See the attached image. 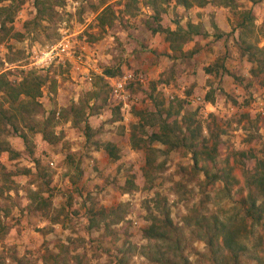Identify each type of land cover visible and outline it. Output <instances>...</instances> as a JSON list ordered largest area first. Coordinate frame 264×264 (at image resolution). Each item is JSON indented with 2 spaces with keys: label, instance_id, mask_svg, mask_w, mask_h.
I'll list each match as a JSON object with an SVG mask.
<instances>
[{
  "label": "rangeland",
  "instance_id": "rangeland-1",
  "mask_svg": "<svg viewBox=\"0 0 264 264\" xmlns=\"http://www.w3.org/2000/svg\"><path fill=\"white\" fill-rule=\"evenodd\" d=\"M152 1L14 0L4 28L0 10V76L41 81L36 111L23 118L14 109L21 99L12 106L0 89L13 122H3L0 142L14 151L0 155L11 180L0 181V264H234L221 235L206 240L215 217L234 224L239 264H264V215L244 219L240 205L250 192L264 201L250 169L264 159V73L250 59L264 47V0H157L158 13ZM245 12L248 34L238 26ZM147 30L160 46L142 42ZM62 39L81 60L41 65V52ZM140 60L146 68H135ZM154 64L161 70L151 76ZM123 72L134 75L126 107L110 95L109 79ZM167 113L176 128L194 130L210 159L198 154L195 163L188 147L151 140ZM206 170L222 178L207 183ZM148 213L168 222L172 249L146 236Z\"/></svg>",
  "mask_w": 264,
  "mask_h": 264
},
{
  "label": "trees",
  "instance_id": "trees-1",
  "mask_svg": "<svg viewBox=\"0 0 264 264\" xmlns=\"http://www.w3.org/2000/svg\"><path fill=\"white\" fill-rule=\"evenodd\" d=\"M177 1L185 7H189L191 5L192 0H177ZM194 1H198L197 3H199V5H202V4H205L207 0H194ZM254 1L258 2L260 0H254ZM152 2H153L154 9L156 10V13H158L159 12L158 10H160L158 6L160 4L159 5L156 4L157 0H153ZM14 7H15L14 0H10V4L0 8L1 13L5 14L6 16V20H3L1 23L3 28L5 27V21H12L14 11H15ZM111 15H113L112 12H111ZM252 24H253L252 14L250 12L243 13L242 20L238 23L239 28L242 29L243 32H246V34H248L251 31ZM191 27L194 28L195 26H191ZM181 30L182 28L179 27L177 31L171 30V29H167L166 31L169 34H174ZM194 32L197 33L196 30H194ZM253 48L254 46H252L251 44H245V50L248 51L249 49H253ZM257 51L261 53L262 56H257V53H256ZM257 51L255 49V52L254 51L251 52L250 59H252V61L256 60V62L258 63L260 67V71L264 73V47L258 48ZM107 72L112 74L110 70H107ZM40 83L41 81L39 80V77L35 76L34 74H28L24 76V78L17 84H13L9 82L8 80H6L5 78H3L2 76H0V89H6L8 92L10 91L9 97L11 98L10 101L12 103V106H14L13 103L15 104L18 99H21L19 100L18 104H16L14 109L18 111V113L21 115L22 118L27 114L34 115L33 113L36 110L33 108V106L34 105L38 106V102L35 101V98L39 96L38 93H39ZM21 95L25 97V100H23L24 98H20ZM5 112L7 111L0 109V113H2L0 115V130L3 127V122H5L6 119H9L10 123L13 124V122H11L10 116L6 115ZM168 115L169 113H167V118L169 117ZM170 120L171 118L163 119V121L160 123L161 130L152 132L151 134L152 141H160L164 144H167L168 148L178 147V146L188 147V149H190V151L193 153V156H194L193 160L195 161V163L198 161V158H197L198 154H206V157L210 159L211 150L207 148L208 146H205V144L195 142V140H193V138L190 136V133L194 132V130L188 131L191 129V128L189 129L188 126L187 127L185 126L184 128L185 130H183L182 129L183 127L181 126H179V128H176L178 127V123L174 125L176 122H170ZM46 129L47 128L45 127L44 128L45 131H42L43 137H45V135H47L46 133H48ZM176 130L182 133L181 137H178L179 135L175 134V132H177ZM23 136L26 139V136L24 134ZM46 138L47 140H50L48 136ZM106 147L108 148L109 153H112V154L116 153V152H113V150H116V149H115V145L112 142H107ZM214 149L215 148H213V150ZM3 151H7L10 153L14 152L12 148L9 147L7 142L6 143L0 142V155ZM114 157L117 158L118 155ZM250 169L253 175V181H256L257 183L259 182L262 185V189H264V170H262L264 169V159H262L260 162L257 161V163L255 165H252ZM208 172L210 171L206 170L207 177H209L208 179H212V181L211 180L207 181V183H213L216 180L222 178V175H223V170H220L216 173L210 172L209 175H208ZM0 181H3L5 183L11 181L10 172H8L5 169L1 161H0ZM226 181L227 180L225 179V182ZM259 190L261 191V189ZM257 193H253V192L248 193V195L241 198L240 205L242 208H244V215H243L244 219H250L251 221L260 223L262 219V215H264L263 214L264 213V201L260 202L259 204L257 203V195H258ZM42 202H44V200L40 201V203ZM147 219H148L147 221L148 226L147 228L144 229V231L146 232V236H149L151 238L160 239L159 243L161 245L165 244L163 246L167 245L168 250L172 249L174 242L170 239L171 236L169 235L168 222L164 219H159L155 215H151L150 213H148ZM213 223L215 224L214 233H212V235L209 236L208 239H206L207 242L209 244H214V243L217 244L219 243V237L221 235L222 241L220 243H222V245L227 248V251L229 252L234 264H239V251L240 250H239V246L237 245L238 240H235L237 238L236 236L238 235V233L236 232L234 228L235 227L234 224L231 222H225L223 220H220L219 217L213 218ZM261 226L264 227V223H262ZM4 229L5 227L0 219V233H3ZM174 247H175L174 248V251H175L176 246ZM164 250L168 251L166 249ZM172 254H174V252H172L171 255ZM158 255L159 256H156L155 258L153 257L154 261L161 263V260H163L162 259L163 252L160 251ZM60 259L64 260V258H60ZM183 260L186 262V264H190V262H188L185 258ZM64 264H67V263H64ZM171 264H181V262H174Z\"/></svg>",
  "mask_w": 264,
  "mask_h": 264
},
{
  "label": "built area",
  "instance_id": "built-area-1",
  "mask_svg": "<svg viewBox=\"0 0 264 264\" xmlns=\"http://www.w3.org/2000/svg\"><path fill=\"white\" fill-rule=\"evenodd\" d=\"M62 55L72 56L76 60H81L82 55L76 54L74 47L69 44L68 40L62 39L57 44L41 52L39 63L43 65L52 61L56 57ZM134 79V75L130 72H123L121 75L111 77L110 80V95L117 103H122V107L128 106L129 92L127 85Z\"/></svg>",
  "mask_w": 264,
  "mask_h": 264
},
{
  "label": "crops",
  "instance_id": "crops-1",
  "mask_svg": "<svg viewBox=\"0 0 264 264\" xmlns=\"http://www.w3.org/2000/svg\"><path fill=\"white\" fill-rule=\"evenodd\" d=\"M135 31H137V32H139V31H141V28L140 27H138V29L137 28H135V29H132V36H137V35H135ZM155 33H157V35H154V37H152V32L151 31H149V30H147V39L146 40H142V42L144 43V42H148L149 43V45L150 46H154V45H156V47H158V46H160L161 45V42H162V36L160 35V36H158V32H155ZM140 46V45H139ZM149 46V47H150ZM137 54H142V51L141 52H137ZM161 64L159 63V66H160ZM159 66H157L156 64H154V65H152V66H150V69H149V72H147L148 74H151V76H152V74L154 73V75L155 74H158V72L157 71H159V70H161L160 69V67ZM135 68H137V69H141V68H146L145 67V64H142L141 63V60L140 61H138V63L135 65ZM157 69V70H156ZM111 73H112V71H111ZM112 76V75H111ZM111 76H109L108 78H110ZM102 116V115H101ZM109 142V141H108ZM106 143L107 142H105L104 143V145L106 146Z\"/></svg>",
  "mask_w": 264,
  "mask_h": 264
}]
</instances>
